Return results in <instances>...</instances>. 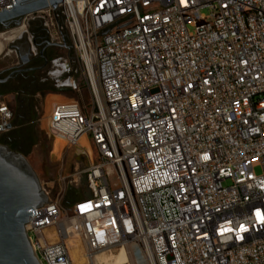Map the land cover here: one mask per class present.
I'll list each match as a JSON object with an SVG mask.
<instances>
[{
  "label": "built area",
  "instance_id": "built-area-1",
  "mask_svg": "<svg viewBox=\"0 0 264 264\" xmlns=\"http://www.w3.org/2000/svg\"><path fill=\"white\" fill-rule=\"evenodd\" d=\"M59 8L4 33L39 23L62 45L66 32L92 99L88 113L69 101L47 119L88 167L68 178L81 199L65 208L46 192L51 204L29 218L40 264H73L69 240L85 264L121 245L136 264H264V0ZM13 121L0 100V144Z\"/></svg>",
  "mask_w": 264,
  "mask_h": 264
},
{
  "label": "rangeland",
  "instance_id": "rangeland-1",
  "mask_svg": "<svg viewBox=\"0 0 264 264\" xmlns=\"http://www.w3.org/2000/svg\"><path fill=\"white\" fill-rule=\"evenodd\" d=\"M207 16V11L203 12ZM39 26V23L34 24ZM33 25V26H34ZM63 34L65 32L63 31ZM10 44L6 43L4 52L0 56V70L7 68L16 62L15 53L10 52ZM63 45V44H62ZM67 42V47H70ZM8 56H6V54ZM57 63L49 70L41 74L47 80L46 87L43 89L39 98L38 111L35 118L25 129L32 143L24 154L36 172L42 188L50 197L55 200L60 198L63 206L69 208L67 203L74 204L81 199L84 193L83 188H76L70 185L72 176L76 170L82 171L88 167V160L84 156L78 155V149H66L64 145L57 144L49 134L47 119L54 104L74 101L79 103L84 112L88 113L92 108V99L86 85L83 69L75 52L68 48L61 47L56 52ZM6 102L15 113V105L12 97L1 98ZM20 124L14 121V127L7 135L19 129ZM257 175L262 174V168L255 169ZM66 179V180H64ZM83 183V182H82ZM83 187V186H82ZM50 240L52 236L49 237ZM129 264H136L131 248L127 247ZM120 249L105 255L106 258L117 256Z\"/></svg>",
  "mask_w": 264,
  "mask_h": 264
},
{
  "label": "water",
  "instance_id": "water-1",
  "mask_svg": "<svg viewBox=\"0 0 264 264\" xmlns=\"http://www.w3.org/2000/svg\"><path fill=\"white\" fill-rule=\"evenodd\" d=\"M24 1L28 0H12L14 9L2 10L0 34L19 29L27 15L49 7L58 15L61 12L59 6L63 3V0H40L19 6ZM58 25L63 26V19L58 20ZM62 38L63 45L57 46L73 50L71 46L67 47L69 39L66 32L62 33ZM9 50H14L13 44ZM29 51L28 48L25 59L21 58V64H27ZM8 80L0 79V83ZM13 127L14 123L10 129ZM50 204V198L26 156L6 144H0V264H40L26 226L29 218L37 215L36 209Z\"/></svg>",
  "mask_w": 264,
  "mask_h": 264
},
{
  "label": "flooded vegetation",
  "instance_id": "flooded-vegetation-1",
  "mask_svg": "<svg viewBox=\"0 0 264 264\" xmlns=\"http://www.w3.org/2000/svg\"><path fill=\"white\" fill-rule=\"evenodd\" d=\"M16 42V43H15ZM16 62L0 70V79L9 80L0 83V99L12 97L15 105L14 121L19 123L16 139L5 134L2 143L16 145L23 152L28 149L32 140L24 131L31 124L38 111L39 98L47 85V80L41 74L48 72L57 63L56 52L59 47L50 37L44 26H32L26 33L12 42ZM10 44V46H11ZM30 49L27 64H21L26 52ZM9 53L6 54L8 56ZM11 77V78H10ZM13 121V123H14Z\"/></svg>",
  "mask_w": 264,
  "mask_h": 264
},
{
  "label": "bare ground",
  "instance_id": "bare-ground-1",
  "mask_svg": "<svg viewBox=\"0 0 264 264\" xmlns=\"http://www.w3.org/2000/svg\"><path fill=\"white\" fill-rule=\"evenodd\" d=\"M21 30H16L15 32L8 34H0V56L4 52L5 44L12 43L21 36ZM16 37V38H15ZM58 144V143H57ZM84 145V144H83ZM70 248V254L73 264H85L86 259L83 255V249L78 241H68ZM120 249L117 256H112L106 258L105 255H111L113 251ZM94 264H129V259L127 256L126 246L121 245L112 250L104 251L103 253L97 255L93 259Z\"/></svg>",
  "mask_w": 264,
  "mask_h": 264
},
{
  "label": "trees",
  "instance_id": "trees-1",
  "mask_svg": "<svg viewBox=\"0 0 264 264\" xmlns=\"http://www.w3.org/2000/svg\"><path fill=\"white\" fill-rule=\"evenodd\" d=\"M17 132H19L18 129H17V131H14L13 133L10 134L11 139H16L17 134H18ZM24 133L28 136V132L27 131H24ZM9 147L11 149L15 150V151L21 152V151L18 150V147L16 145H12V146L10 145ZM21 153H23V152H21ZM67 204H68L67 205L68 207H71L70 206L71 205L70 203H67Z\"/></svg>",
  "mask_w": 264,
  "mask_h": 264
},
{
  "label": "crops",
  "instance_id": "crops-1",
  "mask_svg": "<svg viewBox=\"0 0 264 264\" xmlns=\"http://www.w3.org/2000/svg\"><path fill=\"white\" fill-rule=\"evenodd\" d=\"M55 105H56V104H54L53 107H54ZM53 107H52V109H53ZM52 109H51V110H52ZM81 142H82V144H85V143H86V141H85L84 139H82ZM3 144H4V143H3ZM77 170H78V169H77ZM77 170H76V171H77ZM72 205H73V204H71L70 206H72Z\"/></svg>",
  "mask_w": 264,
  "mask_h": 264
},
{
  "label": "snow or ice",
  "instance_id": "snow-or-ice-1",
  "mask_svg": "<svg viewBox=\"0 0 264 264\" xmlns=\"http://www.w3.org/2000/svg\"><path fill=\"white\" fill-rule=\"evenodd\" d=\"M257 215L259 216V215H260V213H257Z\"/></svg>",
  "mask_w": 264,
  "mask_h": 264
}]
</instances>
